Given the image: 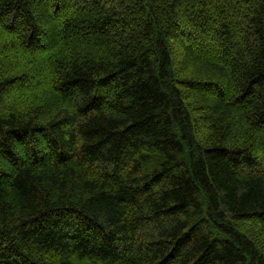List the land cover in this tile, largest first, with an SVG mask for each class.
I'll use <instances>...</instances> for the list:
<instances>
[{
    "label": "trees",
    "instance_id": "16d2710c",
    "mask_svg": "<svg viewBox=\"0 0 264 264\" xmlns=\"http://www.w3.org/2000/svg\"><path fill=\"white\" fill-rule=\"evenodd\" d=\"M0 264H264V0H0Z\"/></svg>",
    "mask_w": 264,
    "mask_h": 264
}]
</instances>
